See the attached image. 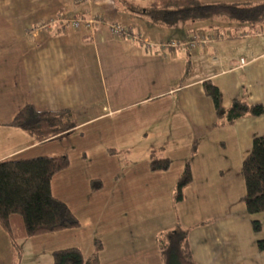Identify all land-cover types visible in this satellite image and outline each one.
Wrapping results in <instances>:
<instances>
[{
  "label": "crops",
  "instance_id": "obj_1",
  "mask_svg": "<svg viewBox=\"0 0 264 264\" xmlns=\"http://www.w3.org/2000/svg\"><path fill=\"white\" fill-rule=\"evenodd\" d=\"M201 1L254 4L263 0ZM77 20L81 23L74 25ZM115 24L132 35H114ZM218 34V39L189 45L195 35ZM170 41L177 45L171 47ZM188 60L191 67L186 73ZM208 79L220 88L226 107L234 98L264 104V28L222 20L161 27L126 11L123 0H0V159L60 154L48 145L58 138L39 142L8 123L27 103L38 109L70 108L78 128L111 120V131L126 136L117 139L121 144L112 152H124L135 169L139 162L132 157L141 149L145 174L155 181L176 183L188 162L193 181L184 188L180 203L191 195L212 213L209 205L216 206L212 198L224 197L229 187L225 183L236 182L235 174L239 181L244 179V151L251 149L255 136L264 134V114L216 124L214 100L203 84ZM136 128L147 141L140 148L130 140ZM229 145L236 146L238 154H225L223 149ZM151 153L168 157L169 168L152 169ZM98 180L95 193L105 187ZM52 190L59 197L53 184ZM244 210L242 220L234 213L214 214V228L219 231L190 235L196 263L264 264V250L256 246L251 226L252 219L264 212L251 214L246 204ZM245 236L251 239L246 241ZM211 238L216 239L213 245ZM108 254L104 247L102 264H116L113 257L106 258ZM255 254H260L259 263ZM12 257L10 238L0 226V262L11 263ZM51 260L54 264L53 256Z\"/></svg>",
  "mask_w": 264,
  "mask_h": 264
},
{
  "label": "rangeland",
  "instance_id": "obj_2",
  "mask_svg": "<svg viewBox=\"0 0 264 264\" xmlns=\"http://www.w3.org/2000/svg\"><path fill=\"white\" fill-rule=\"evenodd\" d=\"M110 122L109 119L90 122L48 144L49 147L54 145L60 154H67L69 158V166L54 175L52 184L59 198L72 206L70 208L81 224L77 228L24 238L20 264H51V251L70 246H78L90 255L95 251L96 240L103 247L100 253L105 247L109 251L106 258L113 257L116 264H165L160 252L161 242H170L183 235L190 239V235L199 230L212 234L219 231L214 228V214L234 213L241 220L244 217L246 185L243 177L239 181V176L235 174L236 182L225 183L229 187L224 197L212 198L214 203L216 199L215 207L209 205L212 213L191 195L182 205L174 198L177 182L165 184L163 179L155 181L153 176L145 174L143 163L146 159H140L141 149L132 157L139 162L135 169L128 165L129 158L124 152H112L114 146L121 144L116 142L117 139L125 134L121 136L120 132H112ZM139 132L141 130L136 128L134 139L133 136L130 138L137 148L147 143ZM235 151L234 145L223 149L229 155ZM93 179L104 181L105 187L101 192L93 191ZM231 184H235L236 188L233 189ZM256 220L261 222L260 230L254 228ZM251 226L256 246L260 251L264 250L258 245L264 240V216L254 217ZM244 238L246 241L251 239L250 236ZM215 242L216 239L211 238L210 244ZM12 255L11 263L8 260L0 264H16L13 249ZM259 255H254L257 263L261 259ZM233 261L238 262L236 258ZM105 264L113 263L107 261ZM203 264L209 263L204 261Z\"/></svg>",
  "mask_w": 264,
  "mask_h": 264
},
{
  "label": "trees",
  "instance_id": "obj_3",
  "mask_svg": "<svg viewBox=\"0 0 264 264\" xmlns=\"http://www.w3.org/2000/svg\"><path fill=\"white\" fill-rule=\"evenodd\" d=\"M123 1L126 11L148 18L161 27H184L200 21L222 20L247 23L257 30L264 28V1L254 4L201 0ZM128 31L131 36V31ZM190 65L188 60L186 73ZM203 84L206 94L214 100L218 116L216 124H233L244 116L264 114L263 103H251L244 98H234L230 106L226 107L220 88L210 79ZM8 124L23 129L39 142L55 139L78 128L72 109H38L32 103L21 107ZM156 156L152 153L151 168L168 169L170 159ZM68 166L67 154L0 159V226L10 238L16 264L21 262L20 241L23 238L80 226V219L67 202L55 196L52 190L54 175ZM243 173L246 185L243 200L248 212H264V134L253 138L252 147L243 159ZM192 181V171L187 162L177 180L174 194L176 202L184 198V188ZM92 183L97 188L101 182L93 179ZM254 228L261 229L259 220L254 221ZM258 245L264 249V240L259 241ZM102 248L101 242L96 240L95 251L90 255H86L78 246L56 249L52 252L53 262L102 264ZM160 249L165 264H197L192 256L189 239L184 235L176 236L170 242H161Z\"/></svg>",
  "mask_w": 264,
  "mask_h": 264
},
{
  "label": "built area",
  "instance_id": "obj_4",
  "mask_svg": "<svg viewBox=\"0 0 264 264\" xmlns=\"http://www.w3.org/2000/svg\"><path fill=\"white\" fill-rule=\"evenodd\" d=\"M90 22H92V21H90ZM80 23L81 22L78 21V20L77 21H74V25H79ZM111 30L114 33V35H116L118 37H123L125 35L130 36V33H129L128 29L125 28L122 25H119V24L113 25L111 27ZM220 37H221L220 34L215 35L213 37H208V38H206V37H200L199 35H195L194 38L189 41V45L192 46V47H196L197 44H198V42L206 43L208 41H211V40H214V39H218ZM170 45H171V47H174V46L177 45V43L175 41H171L170 42ZM241 63L242 64L245 63V59L244 58L241 59Z\"/></svg>",
  "mask_w": 264,
  "mask_h": 264
}]
</instances>
